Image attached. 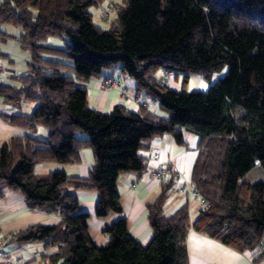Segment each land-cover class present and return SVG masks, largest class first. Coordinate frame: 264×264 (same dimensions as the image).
<instances>
[{
    "label": "trees",
    "instance_id": "16d2710c",
    "mask_svg": "<svg viewBox=\"0 0 264 264\" xmlns=\"http://www.w3.org/2000/svg\"><path fill=\"white\" fill-rule=\"evenodd\" d=\"M102 1L1 0L0 26L18 34L0 31V43L16 42L29 61L26 73L0 81V98L16 110L33 105L27 116L2 119L30 133L44 128L47 139L9 138L0 149V188L61 219L29 226L11 240L55 246L47 264H188V210L162 211L173 179L147 205L152 239L145 246L120 219L103 230L108 242L97 247L88 214L78 212L69 191L95 190L97 218L120 213L117 180L146 169L145 144L167 135L184 146L187 132L199 139L191 185L204 201L192 229L239 253L259 248L254 262L264 261V181L244 180L256 164L264 170V0H124L109 29L96 26L89 12ZM5 58L0 54V62ZM116 66L167 118L143 107L133 113L117 105L101 113L89 106L85 83ZM158 71L182 75L181 89L162 83ZM192 75L209 84L207 91L184 89ZM85 148L94 159L87 178L34 174L37 164L78 163Z\"/></svg>",
    "mask_w": 264,
    "mask_h": 264
},
{
    "label": "crops",
    "instance_id": "0c3cea01",
    "mask_svg": "<svg viewBox=\"0 0 264 264\" xmlns=\"http://www.w3.org/2000/svg\"><path fill=\"white\" fill-rule=\"evenodd\" d=\"M0 31L12 37L18 34V30L8 25H1ZM0 54L6 56L0 62L2 67L0 81L7 83L10 74L16 72L14 65L27 66L29 55L21 51L18 44L11 40L0 43ZM9 65L13 68L12 70H9ZM159 72L155 76L162 83L174 91L181 89V75ZM106 83L110 85L102 88V85ZM201 86L202 91H206L209 84L203 80ZM85 88L89 106L98 112L107 113L115 106L122 105L133 113L143 107L157 117L167 118L158 103L140 93L137 90V83L123 76L118 66L104 70L97 79H90L85 83ZM32 108V104L24 103L20 110H16L0 98V149L13 136L29 135L36 140L46 141L47 131L44 128H38L36 132L30 133L2 119L3 115L27 116ZM183 138L184 146L177 145L172 137L167 135L145 144L140 155L146 159V169L141 173L122 174L117 180L120 213H110L104 218H97L95 207L98 193L95 190H69L77 198L78 212L88 214L86 225L90 238L97 247L105 246L109 237L103 230L117 220L124 219L130 235L141 245H147L152 239L147 205L159 197L169 180H157L153 177V172L160 166H168L178 174H185V177L171 181V188L168 190L162 211L165 216H170L183 207L188 210L190 224L186 236L188 264H264V261L254 262L261 254L259 248L239 253L192 229V225L203 209L201 199L193 191L191 185L192 169L199 152V139L196 135L187 132L183 134ZM151 152L158 155V160L148 159ZM93 163L91 149L85 148L80 151L78 163L37 164L34 167V174L37 177H43L51 172H64L69 177L87 178ZM0 192V236L3 238L1 246L3 256L0 258V264H47L48 257L56 253L55 246L48 247L45 242L41 241L17 243L11 240L10 236L33 225H56L61 220L60 216L28 207L20 192L5 187H1Z\"/></svg>",
    "mask_w": 264,
    "mask_h": 264
},
{
    "label": "rangeland",
    "instance_id": "374dc122",
    "mask_svg": "<svg viewBox=\"0 0 264 264\" xmlns=\"http://www.w3.org/2000/svg\"><path fill=\"white\" fill-rule=\"evenodd\" d=\"M123 5H124V0H103L98 7L89 8V12L92 15L93 23L102 29H109L111 21H113L115 18L116 10ZM48 43L58 47L64 46V41L60 39H49ZM10 66L11 65H9L8 68H10ZM14 67L16 72L14 73L12 72L11 74H24L28 70V67L23 65H16V66L14 65ZM12 69L13 68H10L9 70ZM158 73L160 72L158 71ZM65 74H67L65 71H61V75H65ZM224 74L222 73L220 75L214 76L212 79V83L216 81L217 78L223 77ZM182 81H183V76L181 75L180 83H183ZM201 81H203V79L200 76L192 75L189 77V80L185 84L184 89L187 92H191V91L205 92L202 91ZM244 180L251 184L264 181V170L262 169V167L256 164L249 172L246 173V175L244 176Z\"/></svg>",
    "mask_w": 264,
    "mask_h": 264
},
{
    "label": "built area",
    "instance_id": "2783aa9c",
    "mask_svg": "<svg viewBox=\"0 0 264 264\" xmlns=\"http://www.w3.org/2000/svg\"><path fill=\"white\" fill-rule=\"evenodd\" d=\"M110 84L106 83L102 85V88H107ZM149 160H158V155L155 152H151V154L148 157ZM153 177L157 180H168V179H173V180H178L181 177H185V174H178L175 171H173L171 168L168 166H160L159 168L155 169L153 172ZM202 205H204V201L201 200ZM3 243V238L0 236V258H2L3 254L1 251V246Z\"/></svg>",
    "mask_w": 264,
    "mask_h": 264
}]
</instances>
